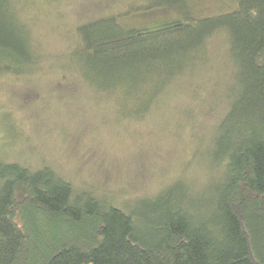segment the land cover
Masks as SVG:
<instances>
[{"label":"trees","instance_id":"obj_1","mask_svg":"<svg viewBox=\"0 0 264 264\" xmlns=\"http://www.w3.org/2000/svg\"><path fill=\"white\" fill-rule=\"evenodd\" d=\"M21 6L0 0V74L31 73L41 57ZM217 31L234 70L205 204L192 209L175 183L125 209L74 190L48 166L2 160L0 264H264V0H147L92 17L75 26L61 66L111 95L121 116H139L207 61Z\"/></svg>","mask_w":264,"mask_h":264},{"label":"rangeland","instance_id":"obj_2","mask_svg":"<svg viewBox=\"0 0 264 264\" xmlns=\"http://www.w3.org/2000/svg\"><path fill=\"white\" fill-rule=\"evenodd\" d=\"M145 1L22 0L41 57L31 73L0 74V161L48 166L74 190L125 209L175 183L192 209L205 204L218 181L210 147L234 70L224 32L209 37L207 61L187 67L139 116H121L111 95L61 66L77 24Z\"/></svg>","mask_w":264,"mask_h":264}]
</instances>
